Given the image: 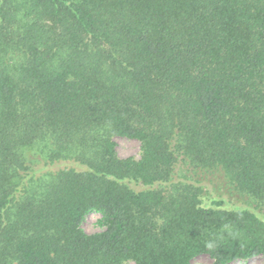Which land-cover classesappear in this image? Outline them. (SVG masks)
Returning a JSON list of instances; mask_svg holds the SVG:
<instances>
[{
    "label": "trees",
    "instance_id": "1",
    "mask_svg": "<svg viewBox=\"0 0 264 264\" xmlns=\"http://www.w3.org/2000/svg\"><path fill=\"white\" fill-rule=\"evenodd\" d=\"M201 255L264 256V0H0V264Z\"/></svg>",
    "mask_w": 264,
    "mask_h": 264
},
{
    "label": "rangeland",
    "instance_id": "2",
    "mask_svg": "<svg viewBox=\"0 0 264 264\" xmlns=\"http://www.w3.org/2000/svg\"><path fill=\"white\" fill-rule=\"evenodd\" d=\"M117 144V153L121 158H134L139 160L141 155V143L137 140L127 139V138H116ZM213 190V189H212ZM216 191L218 194H223L225 198L232 204H243L245 199L242 196H239L234 191L226 186L219 185L216 186ZM214 193L215 196L218 194ZM225 193V195H224ZM247 201V199H246ZM82 229L87 234H96L104 230L102 225V216L98 213H91L85 218ZM126 264H134L129 262ZM192 264H213L212 259L207 255L198 256L193 260ZM232 264H264V256H259L250 260H240Z\"/></svg>",
    "mask_w": 264,
    "mask_h": 264
}]
</instances>
